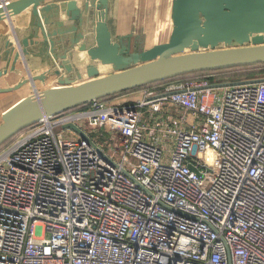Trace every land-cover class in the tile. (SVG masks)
I'll return each mask as SVG.
<instances>
[{
	"label": "built area",
	"instance_id": "obj_1",
	"mask_svg": "<svg viewBox=\"0 0 264 264\" xmlns=\"http://www.w3.org/2000/svg\"><path fill=\"white\" fill-rule=\"evenodd\" d=\"M230 82L97 100L14 136L0 264H264V83L213 87Z\"/></svg>",
	"mask_w": 264,
	"mask_h": 264
},
{
	"label": "water",
	"instance_id": "obj_2",
	"mask_svg": "<svg viewBox=\"0 0 264 264\" xmlns=\"http://www.w3.org/2000/svg\"><path fill=\"white\" fill-rule=\"evenodd\" d=\"M28 9L35 39L31 46L43 45L50 54L62 47L59 69L51 72L58 77L57 85L35 90L1 114L0 147L44 118L93 101L185 75L264 65V0H173L169 38L140 52L130 41L124 45L123 39L112 38L107 25L109 0H11L0 4V21ZM23 44L27 54L26 40ZM74 49L91 62L83 74L64 62L75 58ZM98 64L114 72L99 76ZM61 70L75 75L61 77ZM6 72H0V77ZM83 77L87 80L75 84ZM37 80L44 82L45 76L0 88V94ZM258 83H264V78L213 87ZM63 129L85 138L75 125Z\"/></svg>",
	"mask_w": 264,
	"mask_h": 264
},
{
	"label": "crops",
	"instance_id": "obj_3",
	"mask_svg": "<svg viewBox=\"0 0 264 264\" xmlns=\"http://www.w3.org/2000/svg\"><path fill=\"white\" fill-rule=\"evenodd\" d=\"M172 1L109 0L107 25L112 38L115 41L118 38L123 39L124 45L130 41L133 49L137 52L165 42L173 28ZM32 20L31 11L28 9L0 21V72L7 71L0 77V88L15 87L22 80L35 76L44 75L45 81L37 80L11 93L0 94V117L7 108L32 94L35 90L41 91L57 85L58 77L51 72L59 69L62 47H56L55 52L50 54L43 45L31 46L33 45L31 42L35 41L31 27ZM60 20H64V18ZM24 40L27 42V54H23ZM72 52L75 58L67 57L64 62L83 74L84 68L91 63L89 58L84 52H79L77 49ZM97 68L99 76H106L114 72L110 66L98 64ZM75 71L68 73L61 70V77H72L75 75ZM85 80L87 79L76 80L75 84ZM139 97V92H132L119 96L116 101L130 104L138 100Z\"/></svg>",
	"mask_w": 264,
	"mask_h": 264
},
{
	"label": "trees",
	"instance_id": "obj_4",
	"mask_svg": "<svg viewBox=\"0 0 264 264\" xmlns=\"http://www.w3.org/2000/svg\"><path fill=\"white\" fill-rule=\"evenodd\" d=\"M251 67L252 68H250V67H244V68H235V69L221 70V71H214V72H206L207 73L206 74L207 76H205V77H210L212 82L217 83V82H220V81H223L224 80L222 78V76L224 75L223 73L230 72V71H235V70H243V69L251 70L254 67H256V69L259 68L260 71H258V73L255 74L256 77L253 76V77H255L254 79H256V78H263V76H264V65L251 66ZM199 74L202 75L203 73H196V74L185 75V76L177 77V78H174V79H171V80L163 81V82H160V83L151 84V85H158L154 89L153 88H150L151 85H147V86H144V87H141V88H137V89L130 90V91H127V92H123V93L118 94V95H115V96H111V97L104 98V99H102V101H111V100H114V99L118 98L121 95H125V94L132 93V92H139V91L146 90V89H153V90H155L157 92H161L166 86H168V85H170L172 83L178 82V81L185 82V81L201 80V79H204L205 78L204 76L202 77ZM238 80H240V79H230V81H238ZM245 81H249V80H245ZM83 107H85V105L82 106V107H79V108H83ZM4 145H6V144H4ZM3 146H1V147H3Z\"/></svg>",
	"mask_w": 264,
	"mask_h": 264
},
{
	"label": "rangeland",
	"instance_id": "obj_5",
	"mask_svg": "<svg viewBox=\"0 0 264 264\" xmlns=\"http://www.w3.org/2000/svg\"><path fill=\"white\" fill-rule=\"evenodd\" d=\"M252 68V67H250ZM259 68L256 69V67H254L253 69L251 70H246V69H243V70H235V71H230V72H226V73H223L224 75L222 76V78L224 80H230V79H240V80H252L256 77V73H258ZM207 73H203L202 75L200 76H207L206 75ZM198 76V75H197ZM255 76V77H253ZM210 80L211 78L208 77ZM158 85H151L150 88H156ZM146 112L143 113V116H142V121H143V124H148V120H147V117H146ZM1 117H0V123H1ZM67 134L71 135V132H67ZM98 143L106 150V151H109V149L112 147V144L110 142H108V140L105 138V140H98ZM167 158H168V155H167Z\"/></svg>",
	"mask_w": 264,
	"mask_h": 264
}]
</instances>
